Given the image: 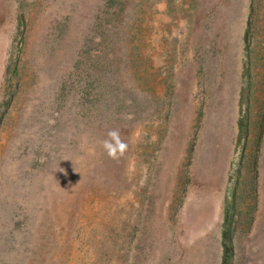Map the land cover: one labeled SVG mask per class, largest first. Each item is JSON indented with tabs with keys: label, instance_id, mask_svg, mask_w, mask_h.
Segmentation results:
<instances>
[{
	"label": "rangeland",
	"instance_id": "obj_1",
	"mask_svg": "<svg viewBox=\"0 0 264 264\" xmlns=\"http://www.w3.org/2000/svg\"><path fill=\"white\" fill-rule=\"evenodd\" d=\"M0 264H264V0H0Z\"/></svg>",
	"mask_w": 264,
	"mask_h": 264
},
{
	"label": "clouds",
	"instance_id": "obj_2",
	"mask_svg": "<svg viewBox=\"0 0 264 264\" xmlns=\"http://www.w3.org/2000/svg\"><path fill=\"white\" fill-rule=\"evenodd\" d=\"M101 145L106 155L113 160H119L128 149V144L121 139L118 129L109 130Z\"/></svg>",
	"mask_w": 264,
	"mask_h": 264
}]
</instances>
